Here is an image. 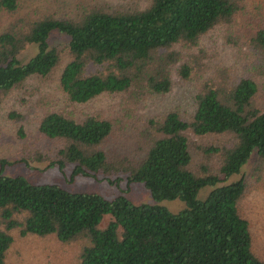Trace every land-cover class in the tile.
<instances>
[{
	"label": "trees",
	"instance_id": "trees-1",
	"mask_svg": "<svg viewBox=\"0 0 264 264\" xmlns=\"http://www.w3.org/2000/svg\"><path fill=\"white\" fill-rule=\"evenodd\" d=\"M22 1L0 0V98L30 76L58 69L61 54L48 42L51 30L69 36V59L58 76L63 105L43 109L37 123L51 146L26 148L18 160L72 163V173L85 176L123 174L143 182L154 199L179 198L185 206L174 212L123 195L68 191L0 168V264H8L14 230L79 240L80 264H264L242 204L249 190L264 188V108L257 102L264 26L247 37L251 60L231 80L205 76L207 52L200 43L210 30L233 23L245 0L81 5L73 15L21 13ZM227 41L237 43L231 36ZM30 44L37 50L23 60ZM196 70L191 113L170 109L150 116L139 131L137 153L108 154L107 141L132 121L138 104L169 91L174 73L189 80ZM104 93L119 96L117 116L80 108ZM8 115L24 138V115ZM252 154L257 163L247 177L241 171ZM234 173L241 174L229 180ZM206 185L210 190L199 197ZM106 214L111 218L102 225Z\"/></svg>",
	"mask_w": 264,
	"mask_h": 264
},
{
	"label": "rangeland",
	"instance_id": "rangeland-1",
	"mask_svg": "<svg viewBox=\"0 0 264 264\" xmlns=\"http://www.w3.org/2000/svg\"><path fill=\"white\" fill-rule=\"evenodd\" d=\"M149 0H24L19 11L44 13L54 12L73 15L79 11L81 5H129L145 6ZM264 26V0H245L243 12L236 16L231 24L219 25L204 34L200 43L204 47L207 68L206 77H215L220 74L231 80L246 72L251 56L248 53L247 37L257 27ZM237 40L230 43L227 37ZM69 36L65 32L53 29L48 37L51 46L60 51L61 63L54 72L47 76L32 75L20 87L11 89L0 98V168L6 175H23L33 183H57L68 191H91L105 198L119 195L125 196L134 203L159 204L171 211H178L185 206L179 198L156 200L152 197L149 188L141 181H127L123 174L85 176L72 173V163L63 167L57 164L48 165V160H28V163L19 161L26 148L45 150L51 142L40 136L37 123L43 109L59 108L63 105L64 95L58 85V76L63 65L68 61L66 45ZM37 50L35 44H30L21 53L23 60L28 59ZM201 71L194 73L192 79L184 80L176 73L169 91L156 94L138 104L137 109L123 129H119L106 143L108 154L137 153V138L143 122L150 116L159 115L170 109H177L183 114H189L194 108V95L197 89V80ZM257 102L264 108V81L260 82ZM85 111L100 112L108 116H117L119 96L104 93L93 100L80 104ZM16 110L24 115L21 124L24 127L25 137L17 135L19 122L9 117V112ZM5 161L3 166L1 161ZM257 155L252 154L242 167L241 173L250 177ZM240 173V174H241ZM234 173L229 180L240 175ZM206 185L200 189L198 196L203 197L209 190ZM243 208L251 223L254 235L255 249L264 255V188L249 190L243 201ZM111 218L104 215L102 225ZM14 241L7 252L8 264H80V241L61 242L53 235L39 236L27 234L21 236L13 231Z\"/></svg>",
	"mask_w": 264,
	"mask_h": 264
}]
</instances>
